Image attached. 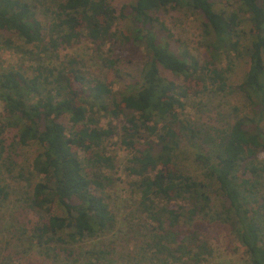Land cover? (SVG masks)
<instances>
[{
	"label": "trees",
	"instance_id": "16d2710c",
	"mask_svg": "<svg viewBox=\"0 0 264 264\" xmlns=\"http://www.w3.org/2000/svg\"><path fill=\"white\" fill-rule=\"evenodd\" d=\"M223 4L235 8L217 9L214 0H135L120 8L110 0H61L45 23L37 5L0 0V35H16L19 43L12 37L5 43L33 62L0 71V136L8 128L22 151H33L25 163L10 159L6 170L14 175L17 170L16 178L38 176L29 206L41 218L30 222L29 238L48 258L108 263L110 250L81 245L107 235L117 222L105 192L111 179L101 171L114 162L99 149L120 133L123 145L135 151L128 170L137 178L138 211L155 223L156 234L135 255L138 264H151L148 252L163 263L187 258L193 264L212 254L200 228L213 202L212 181L228 202L219 219L229 223L250 264H264V0ZM172 9L201 15L212 39L203 63L188 50L172 47L173 35L158 15ZM82 40L98 51L110 44L116 60L130 51L142 58L139 77L119 101L112 97L111 79L88 76L74 59L60 67L44 61L35 65L47 52ZM241 46L249 49V69L230 86L234 61L229 54L239 53ZM102 60L109 69L117 66L112 56ZM212 88L241 91L253 112L221 127L193 126L179 110ZM104 118L121 119L120 131L112 120L104 125ZM0 196H9L1 165Z\"/></svg>",
	"mask_w": 264,
	"mask_h": 264
},
{
	"label": "rangeland",
	"instance_id": "374dc122",
	"mask_svg": "<svg viewBox=\"0 0 264 264\" xmlns=\"http://www.w3.org/2000/svg\"><path fill=\"white\" fill-rule=\"evenodd\" d=\"M27 1L38 6L39 16L45 23L52 21L53 13L61 2V0ZM110 1L120 8L121 5L135 0ZM214 1L217 9L232 11L235 8V6L225 7L223 0ZM158 15L165 21L173 35L171 43L174 49L188 50L196 55L202 63L209 58L210 51L207 44L212 39L203 30L200 14L193 10L172 9L162 10ZM120 25L121 21L118 20L116 27ZM11 37L16 42H20L14 34L4 32L0 35V71L8 65L24 63L25 66H29L33 63L30 56L7 46L5 41ZM120 43L123 46L124 43L122 41ZM110 46V44H106L101 51H98L93 43L82 40L79 44L62 48L56 52H47L42 56V60L36 62L35 65L44 61L49 62L52 66L60 67L74 59L75 64L88 76L99 77L103 80L111 79L112 97L119 101L124 93L129 92L139 77L143 60L139 55H131V51L128 55H119L117 57L119 59L116 60V56L109 50ZM105 54L116 60L115 69H109L104 65L102 56ZM229 55L234 61L232 70L228 73V84L231 86L243 80L249 69V49L241 46L239 53L231 52ZM228 64L229 59L224 57L221 65L226 68ZM3 111L4 102L0 100V112ZM179 111L184 118L192 122L193 126L207 129L221 127L225 123L233 121L238 115L252 113L253 107L245 94L239 90L228 88L221 92L212 88L199 96L189 98L185 108ZM109 120H112L117 126V131H120L123 121L118 118H104L103 124L107 126ZM13 136L14 132L8 128L0 136V165L9 192V196L5 199L0 196V264H65L64 258H48L42 252V248L34 244L29 238L32 230L30 222L41 218L29 206V197L38 176L16 178L17 170L13 172L15 175L6 170L10 159L20 160L19 164H22V162L25 163V157L33 152L22 151L18 141H15ZM151 140L157 141L155 137H152ZM213 146V144H209L207 149L213 151ZM99 151L113 158L114 167H102L101 171L111 179L110 186L105 192L117 222L107 235L88 239L82 243L81 247L83 249L95 246L107 248L110 250L107 264H138L139 258H135V255L140 247L146 246L147 248V243L151 241V237L156 232L152 229L155 223L148 217L142 216L138 211L140 196L135 184L137 178L128 170L135 151L123 145L120 133L105 140ZM189 166L191 169L193 168L191 162H189ZM209 189L213 202L206 210V215L204 214L203 218L204 223L200 228L202 229L201 235L206 238L211 246L212 254L200 264H250V257L245 247L232 233L229 223L219 219L220 215H224V207L228 205V202L217 192L215 182H210ZM39 214L45 215L44 212ZM26 229L28 232L24 233ZM148 257L152 259L151 264H193L187 258L181 262L168 261L163 263V259H159L155 252H148Z\"/></svg>",
	"mask_w": 264,
	"mask_h": 264
}]
</instances>
